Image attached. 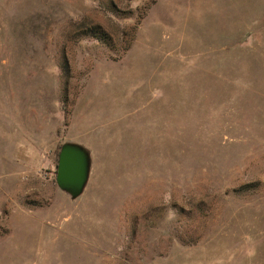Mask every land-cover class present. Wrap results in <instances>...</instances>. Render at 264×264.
I'll use <instances>...</instances> for the list:
<instances>
[{"label": "rangeland", "instance_id": "rangeland-1", "mask_svg": "<svg viewBox=\"0 0 264 264\" xmlns=\"http://www.w3.org/2000/svg\"><path fill=\"white\" fill-rule=\"evenodd\" d=\"M0 264H264V0H0Z\"/></svg>", "mask_w": 264, "mask_h": 264}, {"label": "water", "instance_id": "water-1", "mask_svg": "<svg viewBox=\"0 0 264 264\" xmlns=\"http://www.w3.org/2000/svg\"><path fill=\"white\" fill-rule=\"evenodd\" d=\"M90 152L78 143L62 145L57 165V184L74 198L84 191L91 173Z\"/></svg>", "mask_w": 264, "mask_h": 264}, {"label": "trees", "instance_id": "trees-1", "mask_svg": "<svg viewBox=\"0 0 264 264\" xmlns=\"http://www.w3.org/2000/svg\"><path fill=\"white\" fill-rule=\"evenodd\" d=\"M84 21V19L80 20L79 22L82 23ZM88 33L90 36L92 37H95L97 39H105L109 36V34L107 33V31L99 24L97 25H91L88 27V30H87Z\"/></svg>", "mask_w": 264, "mask_h": 264}]
</instances>
